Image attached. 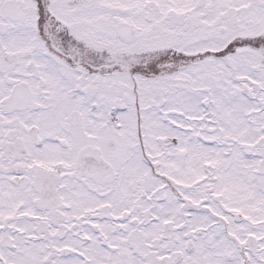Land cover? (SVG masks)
<instances>
[{
	"label": "snow or ice",
	"instance_id": "snow-or-ice-1",
	"mask_svg": "<svg viewBox=\"0 0 264 264\" xmlns=\"http://www.w3.org/2000/svg\"><path fill=\"white\" fill-rule=\"evenodd\" d=\"M0 264H264V0H0Z\"/></svg>",
	"mask_w": 264,
	"mask_h": 264
}]
</instances>
